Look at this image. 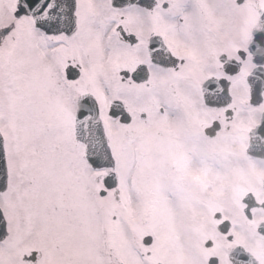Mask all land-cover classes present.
Instances as JSON below:
<instances>
[{
	"label": "flooded vegetation",
	"instance_id": "obj_1",
	"mask_svg": "<svg viewBox=\"0 0 264 264\" xmlns=\"http://www.w3.org/2000/svg\"><path fill=\"white\" fill-rule=\"evenodd\" d=\"M77 14L79 29L84 23L88 27L98 25L103 33L99 40H106L107 45L118 41V62L112 74L117 81V100L127 114L118 121H130L119 124V134L125 140L142 142L150 150L164 148L167 165H138L139 180H147L148 185L141 184L151 187L147 193L141 185L143 197L138 205L152 204L146 209L155 211L164 202L176 205L178 210L192 203L207 205L212 200L208 197L204 202L205 181L194 179L190 166L196 161L200 167L204 164V177L214 171L213 166L223 156L227 171L233 175L232 189L238 184L246 192L233 200L234 208L229 206V199L238 195L214 197L216 202L209 205L219 207L220 202H228L225 215L218 209L211 212L209 207L207 215L192 213L196 224L188 233L195 237L196 244L186 247L187 254L193 255L189 264H233L229 256L240 246L264 264V234L259 231L264 224V159L251 157L246 150L244 165L235 158L237 123L251 121L248 142L249 132L258 124L254 121H260L257 115L264 110V105L258 110L251 106L248 82L253 74L264 77V0H154L151 7L125 9L114 8L111 0H78ZM110 27H115L112 32ZM94 34L98 36L100 32ZM96 36L89 39L96 40ZM153 39L162 40L172 54L174 66L165 68L152 61ZM212 78L225 79L231 98L227 108L206 105L205 91L223 90L220 86L204 87ZM116 176L119 185L117 173ZM246 196L253 199L251 204L244 203ZM149 213L145 211L141 220L151 221V215V220L146 219ZM62 218L63 215L56 223L59 230L54 238V251L59 256L46 255L54 251L51 241L44 237L46 244L31 250L28 258L35 251V264H91V257L84 251L91 239L73 233L75 228L61 230ZM134 221L140 222L136 216ZM70 225L64 221L62 228ZM115 247L120 255H104L108 254L111 264H120L124 260L123 247L120 242ZM139 252L138 248L136 253ZM134 259L131 264H135ZM156 261L154 256L145 263Z\"/></svg>",
	"mask_w": 264,
	"mask_h": 264
},
{
	"label": "rangeland",
	"instance_id": "obj_2",
	"mask_svg": "<svg viewBox=\"0 0 264 264\" xmlns=\"http://www.w3.org/2000/svg\"><path fill=\"white\" fill-rule=\"evenodd\" d=\"M17 2L0 0V129L6 140L11 175L7 192L0 195V206L8 221V237L0 245V264H28L24 257L43 247L45 238L51 241L54 251L56 218L62 215L61 230L75 228L76 235L88 240L92 237V246L88 244L84 249L91 264H111L104 252L120 255L116 240L123 243L124 260L120 264H131L132 257L135 264H146V259L154 256L156 262L189 264L193 255L187 254L186 247L196 244L195 237L188 233L195 224L192 213L207 215L209 207L211 212L218 209L227 214L228 202H220L219 207L209 205L216 201L207 202V195L212 198L221 193V199L238 195L229 199V206L234 208L233 200L246 189L241 185L229 187L233 175L226 171L227 165H215L212 177L217 181L212 179L213 188L205 186L204 190L207 205H183L189 214L184 221L173 219L168 205L157 209L162 212L157 219L151 209L148 217L151 215L152 220L147 215L151 221L141 220L152 207L137 202L143 197V187L145 192L151 191L150 186L141 184H147V180H139L138 173L139 157L148 146L125 140L115 121H105L119 177L118 187L108 190L103 184L108 171L90 168L84 161V146L75 143L74 119L80 95L93 93L99 99L102 116L108 113L110 98L116 94V83L111 79L118 62V41L104 44L106 40H99L103 33L98 25L90 28L84 21L73 38L45 35L35 28L32 19L14 18ZM96 11L94 6L93 13ZM113 29L109 28L111 32ZM95 32L100 34L96 36ZM92 36L97 39H89ZM69 60L82 66L77 81L67 79ZM250 123H237L235 158L242 165ZM224 145L221 138L222 149ZM196 168L207 170L204 164ZM102 190L106 191L104 195ZM135 216L140 222L134 221ZM64 221L71 225L62 228ZM147 236L153 238L149 246L143 242ZM138 248L140 252L136 253ZM46 255L59 256L56 251H47Z\"/></svg>",
	"mask_w": 264,
	"mask_h": 264
},
{
	"label": "water",
	"instance_id": "obj_3",
	"mask_svg": "<svg viewBox=\"0 0 264 264\" xmlns=\"http://www.w3.org/2000/svg\"><path fill=\"white\" fill-rule=\"evenodd\" d=\"M74 6V0H20L18 15L25 13L34 16L37 26L48 33L65 31L70 34L75 27ZM76 132L78 138L86 143L87 158L95 167L113 165L102 122L99 119L97 103L89 95L79 100ZM251 152L257 156H264V121L253 138ZM7 179L4 139L0 133V192L5 191ZM5 235L6 222L0 209V241ZM250 261L255 264L253 260Z\"/></svg>",
	"mask_w": 264,
	"mask_h": 264
},
{
	"label": "bare ground",
	"instance_id": "obj_4",
	"mask_svg": "<svg viewBox=\"0 0 264 264\" xmlns=\"http://www.w3.org/2000/svg\"><path fill=\"white\" fill-rule=\"evenodd\" d=\"M119 1L121 2V1H124V0H118V1H115L114 3H116V2L119 3ZM167 66H168V68H169V67L174 66V64H173V63H168ZM157 157H159V156H157ZM164 160H165V162H166V158H165ZM122 245H123V243H122Z\"/></svg>",
	"mask_w": 264,
	"mask_h": 264
}]
</instances>
